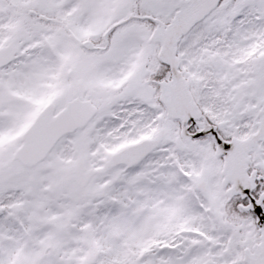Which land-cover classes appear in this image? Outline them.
Masks as SVG:
<instances>
[{"label": "snow or ice", "instance_id": "snow-or-ice-1", "mask_svg": "<svg viewBox=\"0 0 264 264\" xmlns=\"http://www.w3.org/2000/svg\"><path fill=\"white\" fill-rule=\"evenodd\" d=\"M0 264H264V0H0Z\"/></svg>", "mask_w": 264, "mask_h": 264}]
</instances>
